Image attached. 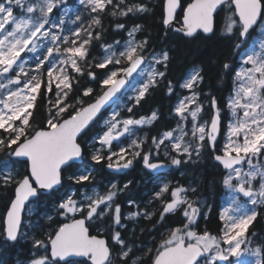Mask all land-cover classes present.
Returning a JSON list of instances; mask_svg holds the SVG:
<instances>
[{
  "label": "snow or ice",
  "instance_id": "obj_1",
  "mask_svg": "<svg viewBox=\"0 0 264 264\" xmlns=\"http://www.w3.org/2000/svg\"><path fill=\"white\" fill-rule=\"evenodd\" d=\"M78 3L87 11V20L77 10L67 21L71 11L67 0H0V155L5 157L0 160V187L14 186V198L3 218L0 239L11 244L28 239L31 233L22 232L26 207L53 199L61 221L45 239L32 237L33 254L28 264H137L141 257L132 258L135 246L122 235L121 229L127 227L123 221L151 220L154 212L139 210L135 201H129L138 210L123 215L121 205L116 203L122 189L116 183L107 192L93 191L83 200L75 193L60 192L64 173L73 169L67 176L69 182H91L93 173L80 171L82 166L87 167L81 162L89 158L97 165L107 162L106 167L116 172L128 169L136 158H142L144 167L152 171L165 166L152 163L149 154L142 156L145 141L136 137L137 129L151 126L159 119L157 112L138 119L125 118L116 101L122 99L118 94L134 74L142 77L133 89L134 95L128 96L134 104L125 110L132 113L150 89L164 80L170 55L167 51L146 55L149 42L136 39V33L142 30L137 24L127 30V40L102 44L104 56L93 63L89 60L90 49L94 40L101 39L104 15H143L149 8L143 3L129 4L127 0ZM181 8V0H166L163 24L193 39L200 34L206 38L215 35L214 17L218 10L227 9L231 14L226 15L223 35L236 37L237 52L250 32L264 23V0H191L182 8V26L175 27L173 22ZM66 23L75 27L66 28ZM115 29L125 30V24L116 23ZM258 47L259 51L240 54V67L233 72L235 88L226 104L231 120L221 149H217L221 109L214 97L212 114L208 119L201 115L204 107L196 90L204 79L200 68L194 69L180 85L190 94L183 95L173 109L178 118L176 128L151 140L156 153L164 146L165 158L177 167L209 149L225 170L222 183L230 200L220 213L221 232L201 233L193 227L201 209L188 196L196 188H173L170 183H163L154 194L162 203L158 220L163 222L167 215L179 214L183 221L181 226L169 230L154 255L153 249H147L145 254L152 257L151 264H245L244 256L253 257V264H264V245L249 247L253 241L248 233L259 215L258 209L264 207V41ZM93 67L107 70L98 81L100 94L93 97L94 89L87 87L78 97L70 98L79 77L86 74L93 81L97 79L91 71ZM230 67L227 62L223 64L225 71ZM167 94H174L171 81H167ZM41 96L47 99L48 118L44 127L34 128V112ZM86 97L93 99L86 101ZM113 104L116 106L104 118L102 113ZM100 119L103 126L91 137V145L82 143ZM122 138L127 140L126 145ZM127 188L129 184H124L123 189ZM28 212L31 215V208ZM106 217L112 227V243L119 249L115 253L118 259L106 239L90 234L92 222H105ZM47 220L52 221L53 217L48 215ZM29 227L34 231L38 225Z\"/></svg>",
  "mask_w": 264,
  "mask_h": 264
},
{
  "label": "trees",
  "instance_id": "obj_2",
  "mask_svg": "<svg viewBox=\"0 0 264 264\" xmlns=\"http://www.w3.org/2000/svg\"><path fill=\"white\" fill-rule=\"evenodd\" d=\"M164 1L165 0H127L131 3H143L148 6L149 11L143 15H132L127 17L114 18L110 15L102 17L103 31L100 40H94L90 49L89 60L93 63L101 59L103 48L102 44H111L119 40L123 42L127 36V30H130L134 25H141L142 30L136 33L137 40H148L146 52H163L167 51L170 55V62L166 69V76L161 81L160 86L151 89L152 94L141 100L139 106L133 107L132 114L135 117L148 116L153 110L158 109L160 106V127L157 123L153 127L145 128L148 139L143 144L142 153L151 152L153 144L151 140L157 137L159 131H169L176 124V117L173 113L175 101L180 96L178 92L181 82L185 79L187 74L193 68L202 69L204 77L203 83L197 88L200 93V100L203 102L204 112L203 116L208 119L212 114L211 100L214 97L217 106L221 109V133L218 136L217 149L222 148L225 141V132L229 119V111L226 107L228 97L232 94L235 84L233 72L238 69L240 65V54L250 45L251 40L255 36V32H250L247 40L242 45L239 52L234 50L236 37L227 38L223 35L225 27L226 15L231 14L227 9L223 12L219 11L215 16V35L211 38H206L200 34L199 38H186L181 33L174 30L167 29L163 24L164 18ZM117 0H114V3ZM191 0H181L182 8L187 7ZM111 7V6H109ZM123 7V6H121ZM182 8L177 12L176 21L181 22L183 13ZM81 13L85 20L88 19V13L82 9ZM116 23L125 24V30H116ZM99 30V29H98ZM95 58V61H93ZM229 63V70L223 69L224 63ZM111 67V66H109ZM160 70L161 66H159ZM91 71L96 73L97 79L95 81L88 78L85 74L79 77V84L76 85L75 91L72 93V99L79 96L83 88L92 87L94 89L93 97L99 95L101 89L98 81L103 78L106 69H97L93 67ZM87 72V69H86ZM167 81H171L174 94H167ZM160 92V95H159ZM160 96V101H159ZM93 97H86V101H90ZM159 111V109L157 110ZM131 113L126 111L122 112V116H129ZM104 116V115H103ZM47 99L41 96L37 101V108L34 112L33 127L42 128L47 121ZM101 121V119H100ZM100 124V123H99ZM97 124L87 137H84L82 143L90 145L91 137L100 128ZM89 148L85 147V156H88ZM142 155V154H141ZM195 163L189 162L178 166L171 176V186H189V188H196L195 192H188L191 200L196 202V206L201 209L200 217L197 220V225L194 229L198 232L205 230L217 235L221 232L223 222L220 220V209L223 205V196L225 188L222 180L225 174L224 169L219 166L213 159V154L209 149H205ZM5 159L0 155V160ZM142 158L133 160L132 167L126 170L116 172L109 170L106 163L97 165L89 159L82 162L86 163L87 167H81L80 171H91L93 178L91 182H84L83 184H74L67 180V176L75 171V169L64 173L65 179L63 188L60 192L61 195L76 193L80 196V192L84 190H91L92 188H100L102 191L108 190L112 183H116L122 191L118 193L116 203H119L122 208V214L130 211H137L136 206H130L129 201H135L139 205V210H148L154 212L155 215L151 220L138 219V220H124L123 223L127 225L126 228L121 229L122 235L130 245H134L132 258L141 257L137 264H151V256L146 255L147 249L154 250L158 247L159 243L167 237L170 229L181 226L183 217L179 214H169L163 222L158 220L160 211L162 210V203L160 200L155 199V192L158 186L151 182L152 176L141 172ZM21 173L23 168H21ZM149 179V180H148ZM146 180V181H145ZM124 184H129V188L123 189ZM167 196V194H165ZM14 197V186L7 188L0 187V229L3 227V218L6 214L7 208L10 206V201ZM36 209L32 215H26L25 218L32 226L27 232L31 233L28 239H20L17 243H6L0 239V263L1 264H23L28 261L32 254L31 247L32 237L45 239L46 234L52 232L58 227L61 221L57 217L53 199L42 200L38 204H34ZM206 212V214H204ZM259 215L257 219L250 225L248 229L249 238L253 241L249 247L264 245V207L258 209ZM53 217L52 221L47 220V216ZM27 226H23V231H26ZM101 232H98V230ZM92 234L105 236L113 247V255L119 250L118 246H114L111 240L112 227L110 222H92L90 228ZM103 231V232H102ZM255 233V235H251Z\"/></svg>",
  "mask_w": 264,
  "mask_h": 264
},
{
  "label": "rangeland",
  "instance_id": "obj_3",
  "mask_svg": "<svg viewBox=\"0 0 264 264\" xmlns=\"http://www.w3.org/2000/svg\"><path fill=\"white\" fill-rule=\"evenodd\" d=\"M71 11H70V13H69V16L66 18V20L67 21H70L72 18H73V13L74 12H76L77 10H79L80 12H81V9H83V7L81 6V5H79V3H78V0H67V5H66ZM80 6L82 7V8H80ZM56 13H54V15H55ZM65 27L66 28H68V27H75V25H72V24H70V23H66V25H65ZM257 33H256V35H255V38H254V40L251 42V44L245 49V51L243 52V53H247V52H250V51H252V50H256V51H259V43L261 42V41H264V23H261V25H259V27L257 28V31H256ZM128 39V37L125 39V40H127ZM124 40V41H125ZM111 44H113V43H111ZM161 53V52H160ZM154 54H158V53H151V55H154ZM104 56V51H103V53H102V56H101V58ZM150 56V55H149ZM156 67H157V69H159V65H156ZM239 67H240V65H239ZM238 67V68H239ZM238 70V69H237ZM192 72V71H191ZM191 72H189V74L191 73ZM188 74V75H189ZM188 75H187V77H188ZM186 77V78H187ZM142 79V77H139V76H137L136 75V77L131 81V84L129 85V87H128V89H127V91L124 93V95H123V97H122V99H121V101H119L117 104H119L120 105V111H121V113L123 112V111H126L125 109H126V107H128L130 104H131V99H128V96H131V95H134V92H133V89H134V87H138L139 86V81ZM235 88V87H234ZM187 94H190V93H187V91H186V93H185V95H187ZM182 96L183 95H181L180 96V98L179 99H181L182 98ZM230 97H231V95L228 97V100L230 99ZM179 99H178V101H179ZM130 101V103H128ZM178 101H177V103H178ZM228 102V101H227ZM176 103V104H177ZM116 106V105H115ZM115 106H113L111 109H109L108 110V112L104 115V118H107V116L110 114V112L113 110V108L115 107ZM229 111V110H228ZM202 116H203V113L201 114ZM203 118H204V116H203ZM205 119V118H204ZM177 120H178V118H177ZM231 120V114H230V112H229V119H228V122ZM228 124V123H227ZM100 125H101V127L103 126V119H101V121H100ZM177 126V125H176ZM176 126L174 127V128H176ZM173 128V129H174ZM143 135V133H142V128L141 129H137L136 130V137H138L139 139H141V140H144L145 141V137H143L142 135ZM174 135H175V133H174ZM162 136V135H161ZM136 137H133V138H136ZM186 139H187V137H186ZM122 140H124V143H125V145L127 144V140L125 139V138H122ZM225 142V141H224ZM92 143V142H91ZM119 143L120 142H116V144L117 145H119ZM167 143V142H166ZM223 146V145H222ZM162 147V149H163V153L165 152V149H164V146H161ZM117 151L119 150V147L117 146ZM172 155H175V153H172ZM129 158H131V157H129ZM115 159V158H114ZM246 167V166H245ZM169 179H170V176H168L167 178H160V179H155L156 180V182L159 184V185H161L162 186V184L163 183H170V181H169ZM174 188V187H173ZM93 191H98V192H100V193H105V192H107V190H104V191H102L100 188H98V187H96V188H92L91 190L89 189V190H84V191H82V192H80V196H76L77 198H79V199H81V200H83V197L85 196V195H88V194H91ZM76 194V193H75ZM71 195V194H70ZM230 203V200H229V198H228V193L226 192V189H225V194H224V196H223V205H222V207H221V209H220V213L222 212V210H223V208L224 207H226L228 204ZM28 208H31V215L34 213V211H35V209H36V206L34 205V204H30L28 207H27V209H26V215H29V212H28ZM128 215V214H127ZM29 225H31V223L28 221V220H26V218H25V226H27V228H26V231L25 232H27L28 231V229H30L31 227H29ZM98 232H101V230L99 229L98 230ZM103 232V231H102ZM242 260L245 262V264H253V261H254V258L253 257H249V256H244V257H242ZM1 264V263H0ZM19 264V263H18ZM23 264H28V261H26V262H23Z\"/></svg>",
  "mask_w": 264,
  "mask_h": 264
},
{
  "label": "flooded vegetation",
  "instance_id": "obj_4",
  "mask_svg": "<svg viewBox=\"0 0 264 264\" xmlns=\"http://www.w3.org/2000/svg\"><path fill=\"white\" fill-rule=\"evenodd\" d=\"M133 79H131L130 80V83L128 84V85H130L131 84V81H132ZM160 86V85H159ZM183 91V90H182ZM184 91H186V90H184ZM183 91V92H184ZM186 92H184V94H185ZM150 94H152V90L150 89V91H149V94L148 95H150ZM147 95V96H148ZM159 95H160V92H159ZM146 96V97H147ZM159 101H160V96H159ZM134 104V101L133 100H131V104H130V106H132ZM158 109H159V111L157 112V114H158V116H159V119L157 120V121H155L151 126H149V127H153V126H155V124L157 123V125H158V127H160V106L158 105ZM130 116H133L134 118H135V115L134 114H132L131 113V115ZM147 127V126H146ZM142 135V134H141ZM143 137H145L146 139H147V137H146V135H142ZM160 137V131H159V133H158V136H157V138H159ZM144 148V147H143ZM143 148H142V150H143ZM142 155H143V153H141ZM145 154H149L150 155V161L152 162V163H160V161L161 160H163V158L162 159H160V153L159 154H157L156 153V151H155V146H153V150L151 151V152H147V153H145ZM144 154V155H145ZM165 158V157H164ZM135 160V159H134ZM165 160L167 161V162H169L170 163V160H168V159H166L165 158ZM195 161H196V159H193V161H191L192 163H195ZM171 164V163H170ZM133 165V164H132ZM132 165L130 166V167H132ZM173 166V165H172ZM141 167H142V169H141V172H142V174H146L147 172L149 173V171L146 169V167H144V164H143V160L141 161ZM173 167H175V166H173ZM177 167V166H176ZM175 171V168L174 169H172V171L168 174V175H170L171 173H173ZM167 176V175H166ZM162 177H164L165 178V176H162ZM155 178H157V179H160V175L159 176H157V177H155Z\"/></svg>",
  "mask_w": 264,
  "mask_h": 264
},
{
  "label": "water",
  "instance_id": "obj_5",
  "mask_svg": "<svg viewBox=\"0 0 264 264\" xmlns=\"http://www.w3.org/2000/svg\"><path fill=\"white\" fill-rule=\"evenodd\" d=\"M191 3V2H190ZM165 4H166V0L164 1V15H165ZM179 10V9H178ZM178 10H177V12H178ZM218 12H219V10H218ZM216 16V15H215ZM183 18V17H182ZM174 23V26L175 27H181L182 26V20H181V23H179V22H177L176 20L173 22ZM214 26H215V17H214ZM168 29V28H167ZM134 75H136V74H134ZM127 87V84L125 85V88ZM125 88L124 89H122V92L120 93V94H118V97H120L121 96V94L123 93V91L125 90ZM109 109V108H108ZM104 113V112H103ZM102 113V114H103ZM160 163H163L165 166L164 167H162V168H160V169H158V170H156V171H152V170H150L154 175H157V174H163V173H166V172H168L169 170H170V168H171V166L170 165H168V164H166V163H164V162H160ZM6 215V214H5ZM90 234H91V232H90ZM93 235V234H92ZM98 236V235H97ZM98 237H100V238H103V239H106L104 236H98ZM107 240V239H106Z\"/></svg>",
  "mask_w": 264,
  "mask_h": 264
}]
</instances>
